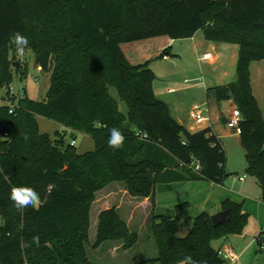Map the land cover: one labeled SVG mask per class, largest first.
<instances>
[{
  "label": "trees",
  "instance_id": "obj_1",
  "mask_svg": "<svg viewBox=\"0 0 264 264\" xmlns=\"http://www.w3.org/2000/svg\"><path fill=\"white\" fill-rule=\"evenodd\" d=\"M15 31L28 37L36 67L51 79L43 102L26 92L11 114L1 101L15 99L10 61ZM200 31L209 42L239 47L237 81L214 92L219 101L233 100L242 115L246 173L258 182L264 203V115L251 79V65L264 61V0H0V167L8 177L0 176V264H94L87 254L91 211L96 194L112 183H124L134 198H153L160 183L223 185L234 175L213 130L192 133L181 126L156 95L150 64L132 65L121 48L159 37L191 39ZM37 117L91 137L94 151L80 154L65 134L53 140L41 133ZM114 127L126 138L119 150L108 147ZM13 186L31 187L42 199L47 195V202L21 214L9 199ZM221 210L230 211V221L215 226L202 212L185 237L178 216L154 215L151 231L159 255L138 264H180L187 255L226 264L213 243L242 235L250 215L244 204L230 200ZM34 236L38 247H21ZM138 241L116 208L101 213L94 248L122 242L130 250Z\"/></svg>",
  "mask_w": 264,
  "mask_h": 264
},
{
  "label": "crops",
  "instance_id": "obj_2",
  "mask_svg": "<svg viewBox=\"0 0 264 264\" xmlns=\"http://www.w3.org/2000/svg\"><path fill=\"white\" fill-rule=\"evenodd\" d=\"M198 35L197 33L195 37L191 38V41L193 42V49L196 52H203V57L201 56L199 58L200 61H203V59L205 60L206 57V60L211 64H215L226 58L229 53H231L233 61L238 58L239 47L237 45L212 43L207 41L204 36ZM173 41L174 40L168 37H159L123 44L121 48L129 62L132 65L138 66L146 63L150 64L153 60L161 58L163 54H166V57H168L171 54L170 50L172 49L171 45ZM222 65L224 64L222 63ZM38 69L41 70L40 68ZM153 71L156 73L155 70ZM218 71L220 75L210 79L208 85L204 76L199 74L197 70H186V72L181 75L183 84L187 85L186 87L183 85L177 86V83L173 81L172 83L168 82L167 87L165 89H160V91L154 84V90L158 98L168 105L173 118L188 131L195 133L211 128L213 133L218 136L228 156L227 151L229 150L231 152L232 144L235 142V136L228 127V123L238 108L233 100L219 101L214 89L234 84L237 81V74H235L234 70L225 69ZM251 79L254 95L264 115V61L255 62L251 65ZM173 84L177 87H172ZM201 89H204L206 92V94H204V100L198 98ZM181 91H187L188 97L192 99V104L188 111L184 110L180 104L181 100L179 98L181 97L179 93ZM196 106L207 107V111L203 113V115L207 117L209 121L204 125L197 124L191 117V113ZM82 135L89 138V136L85 134ZM238 139L240 140V136ZM196 164L197 162L194 165L196 166ZM227 171L230 174H236L228 169V161ZM241 178H244V180H241ZM229 179L223 185L207 181L160 183L156 186V192L153 198H134L129 194L124 183H112L96 194L97 200L98 195L102 193L100 198L101 203L97 211L95 210L96 201L94 202L91 218L92 213L95 211V216L97 221H99V216L102 212L116 208L119 215L130 229L139 234V241L135 247L130 250H125L122 242H107L113 243L114 245H109L107 253L112 254L114 252L118 254L119 252V254L123 255L122 257L124 260H126V257L133 254L132 259H129L130 261L126 260V263L122 264H138L144 260L155 259L159 255L151 231L152 217L154 215L171 218L178 216L181 229L180 237H185L192 230L193 221L202 212L209 213L213 216L222 211V204L227 200L239 204L242 203L244 204V210L250 215L249 223L244 233L242 235L224 238L221 241L220 247L218 249L216 247L214 248L217 250L221 248H230L234 250L239 256V260L234 264H245L243 256L247 253L251 254V264H254L255 261H257L256 258L259 256V252H261V257L263 259L261 258L262 261L260 260L259 264H264V250L261 249L258 242V238L264 234L261 192L259 195H254L255 191L252 186L246 183L247 176H239V179H234L236 182L242 184V193L235 190L233 184L229 186ZM256 183L260 188L257 181ZM184 204H188V207L180 212L177 211V208ZM259 212H261V215ZM98 225L99 223L97 222L96 231H98ZM134 251L136 254H134ZM226 264L229 263L226 262Z\"/></svg>",
  "mask_w": 264,
  "mask_h": 264
},
{
  "label": "rangeland",
  "instance_id": "obj_3",
  "mask_svg": "<svg viewBox=\"0 0 264 264\" xmlns=\"http://www.w3.org/2000/svg\"><path fill=\"white\" fill-rule=\"evenodd\" d=\"M198 34H199L198 36H204V33L202 31L198 32ZM171 46H172V49L170 50L171 54L167 58L161 57L155 59L149 65V67L152 70H155L158 75L155 85L159 91L160 89H165L168 85V82L172 83L173 81L177 83V86L183 85L184 87H186L187 85L183 84V78H181V75L184 72H186V70H197L199 74H202L204 76L205 81H207L206 82L207 85L210 79H213L220 75L218 70H225V69L234 70L235 74H237L236 72H237L238 58L233 61L231 58V53H229L228 56L224 58L222 61H218L215 64H211L206 59L205 60L203 59V61L199 60L201 56L203 57V52H196L193 49V42L191 41V39L174 40ZM10 61L13 62L12 70L14 72V81L11 86V98L14 97L15 99L14 101H11L10 98L9 99L6 98L5 100H2L1 103L6 106L17 107L19 106L20 100L26 92L28 93V96L32 100L43 102L48 95L51 75L39 70L36 67L33 52L30 50H26V53L22 58H17L14 51V53L10 56ZM222 63L224 65H222ZM17 69L21 71L19 73H16ZM177 86L173 84L172 87H177ZM111 92L113 96L119 100L121 110L123 112H127V107L122 101H120L116 90H112ZM6 93H7L6 90H3L1 92L2 98H4ZM179 94L181 97L179 98L181 100L180 101L181 106L183 107L184 110L188 111L192 104L191 97H188L187 91H181ZM204 94H206L205 90L201 89L199 91L198 98L204 100ZM37 120L40 126L41 133L49 134L53 140H57L59 138V135L65 134L67 144H71L72 140L74 139L76 140L75 148L77 149L78 153L84 154L86 152L94 151L95 143L91 137L89 138L85 137L81 133H73V131L66 130L64 127L57 124L56 122L47 120L43 117H37ZM234 136H235L234 137L235 142H233L232 144L231 152L229 150L227 152H228V169L230 171L235 172L236 174L229 179L228 184L229 186L233 184L234 189L242 193L241 192L243 191L242 184L240 182H236L234 179L235 178L239 179V176L240 177L247 176L246 183L252 186L253 190L256 192V193L254 192V195L257 194L259 195L261 191L256 183V179L246 173L247 162L245 157V151L241 145L240 140L238 139L239 136L236 135ZM101 196L102 193L101 195H98L95 203V210L97 211L99 210L98 208L101 203L100 201ZM262 211L264 216V203H263ZM259 214L261 215V212H259ZM95 215L96 214L94 211L92 213V218H91L92 221V229L90 235L91 243L90 245L87 246V254L89 260L94 264H109V263L122 264V263H126V260L129 259L131 260L133 254L130 255L129 257H126L125 258L126 260H124L122 257L123 255L119 254V252L118 254H115L114 252L112 254L107 253V248L109 247L110 244H111L110 246H114L113 243H105L106 245H103L99 248L93 247V244L96 242L97 239L96 224L97 222L99 223ZM262 237L264 238V234ZM221 241L222 239L215 241L213 243L214 247L218 249L220 247ZM134 254H136V252ZM261 255H262L261 252H259V256L256 258L257 261H255L254 264H259L262 258ZM243 260L245 264H251L252 261L251 254L247 253L246 255H244ZM228 263L232 264L231 262Z\"/></svg>",
  "mask_w": 264,
  "mask_h": 264
},
{
  "label": "clouds",
  "instance_id": "obj_4",
  "mask_svg": "<svg viewBox=\"0 0 264 264\" xmlns=\"http://www.w3.org/2000/svg\"><path fill=\"white\" fill-rule=\"evenodd\" d=\"M11 43L15 46V55L17 58H22L26 50L29 47V39L25 35L21 34L18 31L12 33L10 37ZM143 138V137H141ZM27 140V137L25 136ZM125 136L119 128L109 129V138H108V147L119 150L124 146ZM0 176L7 181L8 177L4 173V169L0 167ZM51 187V186H50ZM47 195L42 199L40 193L35 189L28 186H13L10 189L9 199L13 202L14 207L18 212L23 214L24 210L31 207L32 209H38L42 207L47 202ZM11 235V233H8ZM21 247L27 248L31 247L32 244H35L37 247L40 244L39 236L32 237L31 243L21 241ZM180 264H206V261L201 262L194 260L190 255L185 256Z\"/></svg>",
  "mask_w": 264,
  "mask_h": 264
},
{
  "label": "built area",
  "instance_id": "obj_5",
  "mask_svg": "<svg viewBox=\"0 0 264 264\" xmlns=\"http://www.w3.org/2000/svg\"><path fill=\"white\" fill-rule=\"evenodd\" d=\"M1 105L6 106L2 103ZM206 111H207L206 106H196L193 112L191 113V117L197 122V124L204 125L207 121H209V119L203 115V113H205ZM13 112H14V106L12 107L10 106V113L12 114ZM241 121H242V115L240 111L237 110L234 116L232 117V119L228 123V127L231 129L233 134L236 136H241L242 134V128L240 126ZM137 136H139L140 138L143 137L141 139H144V140L148 139V136L144 134L138 133ZM71 145L76 146L75 139L72 140ZM199 169H200V164L199 162H197L196 170H199ZM241 180H244V178H241ZM258 242L262 243L261 249L264 250V238L262 236L258 238ZM218 254L220 258H222L225 262H231L232 264H234L239 260L238 254L230 248H221L219 249Z\"/></svg>",
  "mask_w": 264,
  "mask_h": 264
},
{
  "label": "water",
  "instance_id": "obj_6",
  "mask_svg": "<svg viewBox=\"0 0 264 264\" xmlns=\"http://www.w3.org/2000/svg\"><path fill=\"white\" fill-rule=\"evenodd\" d=\"M181 139L185 142L188 141V138L186 137V135H181ZM211 220H212V223L215 225V226H220L222 224H224L226 221H230L231 220V214H230V211L227 210V211H221L213 216H211Z\"/></svg>",
  "mask_w": 264,
  "mask_h": 264
}]
</instances>
